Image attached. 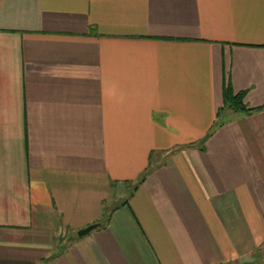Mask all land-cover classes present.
<instances>
[{
  "label": "crops",
  "instance_id": "0c3cea01",
  "mask_svg": "<svg viewBox=\"0 0 264 264\" xmlns=\"http://www.w3.org/2000/svg\"><path fill=\"white\" fill-rule=\"evenodd\" d=\"M0 264H264V0H0Z\"/></svg>",
  "mask_w": 264,
  "mask_h": 264
},
{
  "label": "trees",
  "instance_id": "16d2710c",
  "mask_svg": "<svg viewBox=\"0 0 264 264\" xmlns=\"http://www.w3.org/2000/svg\"><path fill=\"white\" fill-rule=\"evenodd\" d=\"M244 95H245L244 91L233 93L230 86L227 85L226 87H224V91H223L224 106L236 110L237 109L246 110V106L243 103ZM143 176H141L140 181L143 179Z\"/></svg>",
  "mask_w": 264,
  "mask_h": 264
},
{
  "label": "water",
  "instance_id": "95a60500",
  "mask_svg": "<svg viewBox=\"0 0 264 264\" xmlns=\"http://www.w3.org/2000/svg\"><path fill=\"white\" fill-rule=\"evenodd\" d=\"M99 224L98 223H92V224H89L87 225L86 227L84 228H81L77 231V235L78 236H83L87 233H89L91 230H93L94 228H96Z\"/></svg>",
  "mask_w": 264,
  "mask_h": 264
}]
</instances>
